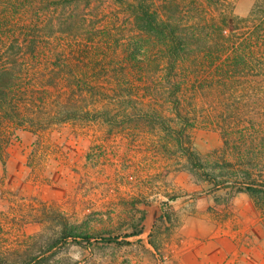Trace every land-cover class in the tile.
<instances>
[{"label": "rangeland", "instance_id": "1", "mask_svg": "<svg viewBox=\"0 0 264 264\" xmlns=\"http://www.w3.org/2000/svg\"><path fill=\"white\" fill-rule=\"evenodd\" d=\"M102 2L110 38L104 47L122 55L132 37L130 26L121 10ZM231 2L234 14L244 17L255 0ZM81 54L76 49L71 57ZM150 61L146 70L154 72L157 63ZM151 76L145 85L132 74L118 90L98 97L87 93L74 109L90 111L88 115L45 129L0 120L1 258L17 263L29 259V264H196L195 253L233 249L239 241L252 254L249 264L256 263V252L264 259V210L248 193L229 184L217 187L206 176L221 180L233 175L224 163L222 136L208 114L210 104L204 101L192 110L187 127L208 172L203 173L193 169L165 129L182 123L164 100L160 72ZM259 98L243 96L228 104L241 101L240 113L252 123L264 111ZM36 100L32 108L41 112L52 102L40 107ZM105 109L108 121L95 112ZM246 130L247 138L233 143L239 153L231 154L244 155L250 160L243 166L255 164L254 172L264 175V135ZM241 172L239 168L237 175ZM142 213L143 232L131 235ZM63 231L128 243L59 242ZM236 261L227 257L221 264Z\"/></svg>", "mask_w": 264, "mask_h": 264}, {"label": "trees", "instance_id": "2", "mask_svg": "<svg viewBox=\"0 0 264 264\" xmlns=\"http://www.w3.org/2000/svg\"><path fill=\"white\" fill-rule=\"evenodd\" d=\"M99 1L0 0V120L45 129L88 115L90 111L74 109L76 100L87 93L98 97L118 90L132 74L145 85L159 71L164 100L182 123L180 128L165 129L188 163L208 173L187 127L192 110L209 103V117L222 136L224 163L233 175L221 180L206 176L217 187L229 184L236 192L248 193L264 210V175L254 172L255 164L243 166L250 160L244 155L231 154L239 153L233 143L247 138V128L264 135V111L250 123L240 113L241 101L228 104L237 101L234 98L259 95L258 104L264 107V0H255L244 17L234 14L231 0H106L121 10L132 32L122 55L104 47L110 38L104 31V2ZM76 49L82 54L74 59ZM149 61L157 63L154 72L146 70ZM36 98L40 107L52 101L45 112L33 110ZM95 112L109 120V110ZM227 154L233 158L226 159ZM143 219L144 213L131 235L142 234ZM68 238L79 245L90 240L128 243L65 231L57 241L65 243ZM28 260L17 263L0 257V264H29Z\"/></svg>", "mask_w": 264, "mask_h": 264}, {"label": "crops", "instance_id": "3", "mask_svg": "<svg viewBox=\"0 0 264 264\" xmlns=\"http://www.w3.org/2000/svg\"><path fill=\"white\" fill-rule=\"evenodd\" d=\"M242 244H243L242 242L234 241L233 249L218 248L217 250L213 249L212 251H209L208 249L202 251V253L201 252L195 253L194 254V256L196 257L195 262L196 264H221V262L225 260L227 257L229 258L235 257L237 258L235 264H249L248 259L252 257V254L244 250ZM257 250L260 253L263 252L260 249ZM253 258L256 259L255 261L256 263H252V264H264L263 253L259 255V253L256 252V255L253 256Z\"/></svg>", "mask_w": 264, "mask_h": 264}]
</instances>
